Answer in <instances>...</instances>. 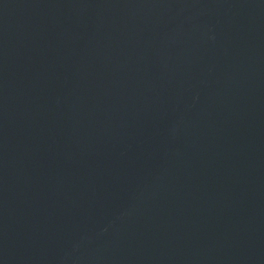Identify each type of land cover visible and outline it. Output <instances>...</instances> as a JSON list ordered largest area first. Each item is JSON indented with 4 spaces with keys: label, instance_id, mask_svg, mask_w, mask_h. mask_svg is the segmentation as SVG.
Segmentation results:
<instances>
[{
    "label": "water",
    "instance_id": "95a60500",
    "mask_svg": "<svg viewBox=\"0 0 264 264\" xmlns=\"http://www.w3.org/2000/svg\"><path fill=\"white\" fill-rule=\"evenodd\" d=\"M0 264H264V0H0Z\"/></svg>",
    "mask_w": 264,
    "mask_h": 264
}]
</instances>
